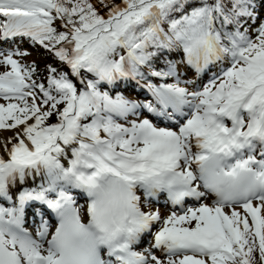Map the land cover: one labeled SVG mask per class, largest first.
I'll return each instance as SVG.
<instances>
[{
  "label": "snow or ice",
  "instance_id": "snow-or-ice-1",
  "mask_svg": "<svg viewBox=\"0 0 264 264\" xmlns=\"http://www.w3.org/2000/svg\"><path fill=\"white\" fill-rule=\"evenodd\" d=\"M0 264H264V0H0Z\"/></svg>",
  "mask_w": 264,
  "mask_h": 264
},
{
  "label": "rangeland",
  "instance_id": "rangeland-1",
  "mask_svg": "<svg viewBox=\"0 0 264 264\" xmlns=\"http://www.w3.org/2000/svg\"><path fill=\"white\" fill-rule=\"evenodd\" d=\"M31 51H32V55L30 57H28V60L29 61L36 60L39 63L40 67H41L43 65V62H44L43 55H41L40 51H36V50H31ZM176 60H179V59H176ZM180 71L183 72L184 68L181 67ZM127 96H129V95H127ZM129 98H136V94L133 95L132 97L129 96ZM159 204L162 205V206H160V208H162V210H164L163 214H167V208H166V206L164 204V199L163 198L161 199ZM154 206H156V205L154 204L153 207Z\"/></svg>",
  "mask_w": 264,
  "mask_h": 264
},
{
  "label": "trees",
  "instance_id": "trees-1",
  "mask_svg": "<svg viewBox=\"0 0 264 264\" xmlns=\"http://www.w3.org/2000/svg\"><path fill=\"white\" fill-rule=\"evenodd\" d=\"M40 53H41V55H43V60H44L43 65H42L40 68L43 69L45 62H47V61H46V59H45V55H44V53L42 52V50L40 51ZM174 56H175V55H174ZM174 56H173V57H174ZM162 63H163V57H161V59H160L159 61H157V66H158V67H162V65H161Z\"/></svg>",
  "mask_w": 264,
  "mask_h": 264
},
{
  "label": "bare ground",
  "instance_id": "bare-ground-1",
  "mask_svg": "<svg viewBox=\"0 0 264 264\" xmlns=\"http://www.w3.org/2000/svg\"><path fill=\"white\" fill-rule=\"evenodd\" d=\"M10 133H5V135H9ZM30 183L31 182H29V186H30ZM160 206H162V205H160ZM156 206H154L153 208H155ZM160 211H161V213L163 214V212H164V210H162V208H160ZM31 216V208H29L28 209V215H27V218H29Z\"/></svg>",
  "mask_w": 264,
  "mask_h": 264
}]
</instances>
